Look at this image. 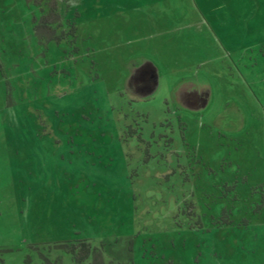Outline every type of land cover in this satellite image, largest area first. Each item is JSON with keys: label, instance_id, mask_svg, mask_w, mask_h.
Here are the masks:
<instances>
[{"label": "rangeland", "instance_id": "374dc122", "mask_svg": "<svg viewBox=\"0 0 264 264\" xmlns=\"http://www.w3.org/2000/svg\"><path fill=\"white\" fill-rule=\"evenodd\" d=\"M125 1L0 0L6 264H264V0Z\"/></svg>", "mask_w": 264, "mask_h": 264}, {"label": "trees", "instance_id": "16d2710c", "mask_svg": "<svg viewBox=\"0 0 264 264\" xmlns=\"http://www.w3.org/2000/svg\"><path fill=\"white\" fill-rule=\"evenodd\" d=\"M28 3L34 4L39 7L42 14L39 19H35L36 32L42 40H56L60 42L69 36H76L77 26L75 23L72 24L69 30L62 29L63 23L61 15L58 11V0H26ZM70 1V0H63ZM61 29V31H59ZM134 132V131H133ZM140 137V136H139ZM144 141V139H141ZM147 146L145 153L149 159V142H146ZM261 204L258 205L255 210L261 209ZM230 221L228 219H222L223 224H227ZM57 246L63 247L67 252L72 255V259L75 264H84L85 261L92 257L90 264H105L104 253L98 246H93L89 239H76L64 242H58ZM0 250V264H6L5 259L2 256ZM42 262L40 264H61V259L52 260L48 255L39 253ZM26 264L33 263L30 256L25 259Z\"/></svg>", "mask_w": 264, "mask_h": 264}, {"label": "crops", "instance_id": "0c3cea01", "mask_svg": "<svg viewBox=\"0 0 264 264\" xmlns=\"http://www.w3.org/2000/svg\"><path fill=\"white\" fill-rule=\"evenodd\" d=\"M127 3V5H122V10L121 11H124V13H127V14H137L138 12H142V9H144V7L142 6H138L139 5V2L138 0H126L125 1ZM170 3V2H168ZM125 4V3H124ZM155 4V0H153V5ZM160 4L161 2L158 0L157 2V8L160 7ZM155 8H153L154 10Z\"/></svg>", "mask_w": 264, "mask_h": 264}]
</instances>
